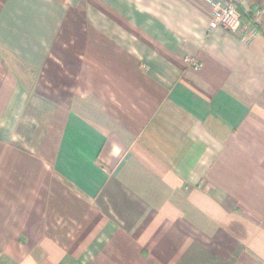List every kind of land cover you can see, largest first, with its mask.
Returning a JSON list of instances; mask_svg holds the SVG:
<instances>
[{
    "label": "crops",
    "instance_id": "1",
    "mask_svg": "<svg viewBox=\"0 0 264 264\" xmlns=\"http://www.w3.org/2000/svg\"><path fill=\"white\" fill-rule=\"evenodd\" d=\"M233 1L250 36L203 0H0V264H264V0Z\"/></svg>",
    "mask_w": 264,
    "mask_h": 264
},
{
    "label": "built area",
    "instance_id": "2",
    "mask_svg": "<svg viewBox=\"0 0 264 264\" xmlns=\"http://www.w3.org/2000/svg\"><path fill=\"white\" fill-rule=\"evenodd\" d=\"M210 8L217 26L226 31L250 36L262 17V10L247 11L243 15L233 0H203ZM194 68L200 65L192 63Z\"/></svg>",
    "mask_w": 264,
    "mask_h": 264
},
{
    "label": "trees",
    "instance_id": "3",
    "mask_svg": "<svg viewBox=\"0 0 264 264\" xmlns=\"http://www.w3.org/2000/svg\"><path fill=\"white\" fill-rule=\"evenodd\" d=\"M253 11V10H252ZM244 13H242V15H243ZM2 258V252L0 251V259Z\"/></svg>",
    "mask_w": 264,
    "mask_h": 264
}]
</instances>
